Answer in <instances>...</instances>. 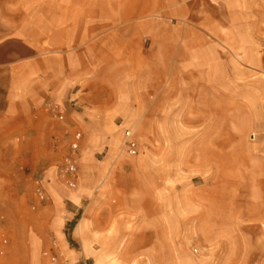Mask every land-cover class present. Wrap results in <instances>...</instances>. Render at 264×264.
<instances>
[{"label": "crops", "instance_id": "crops-1", "mask_svg": "<svg viewBox=\"0 0 264 264\" xmlns=\"http://www.w3.org/2000/svg\"><path fill=\"white\" fill-rule=\"evenodd\" d=\"M207 1L0 0V236L10 238L0 240V253L8 252L0 264L22 262L28 254L36 258L38 225L24 215L22 205L31 193L36 198L39 187L46 197L68 199L56 204V219H63L58 240L63 248L69 246L68 237L81 247H91L86 260L95 261L97 247L122 244L125 214L141 224L142 206L149 200L156 204L159 196L152 192L149 198L142 197L140 184L149 181L156 190L158 177L137 176L131 194L119 181L109 190L108 177L101 192L91 193L79 188L77 174L78 190L58 193L59 184L65 182L59 172L63 163L56 158L63 143L61 133L70 134L65 154L74 134H81L79 153L84 128L99 110L103 114L110 109V116L116 117L125 104L168 100L164 93L178 76L183 119H212L216 124L222 115V87L231 88L229 96L232 87L227 83L226 62V76L221 78L222 58L215 41L211 43L220 32L205 29L210 20L200 8ZM209 1L216 6L221 0ZM192 102L198 104L196 108L191 109ZM50 104L58 107L62 122L53 118ZM77 108L83 111L78 113ZM132 115L141 118L144 112ZM117 128L121 149L128 154L124 132L129 130L137 143L133 129L124 123ZM206 130L220 134L215 127ZM216 140L204 147L209 151L199 171L204 178L210 170L216 175L220 146ZM199 199L205 200L209 211L216 210L215 196ZM128 201H133L132 209H125ZM71 221L67 237L61 228ZM218 227L211 220L203 230L211 231L214 239ZM207 236L204 233V241Z\"/></svg>", "mask_w": 264, "mask_h": 264}, {"label": "rangeland", "instance_id": "rangeland-1", "mask_svg": "<svg viewBox=\"0 0 264 264\" xmlns=\"http://www.w3.org/2000/svg\"><path fill=\"white\" fill-rule=\"evenodd\" d=\"M209 4L208 0L200 11L210 20L205 29L220 32L211 43L215 41L217 53L226 57L227 83L232 92L238 70L245 67L247 84L253 79L264 80V73L256 66L264 59V0ZM230 89L222 87V115L216 124L212 119H183L180 76L164 93L168 100L125 104L119 106L121 113L116 117L110 116V109L103 114L99 110L84 128L81 150L77 152L79 188L101 192L103 181L110 177L109 190L119 186V181L126 187L122 188L126 194H131L137 176L153 175L158 177L157 189L153 183L143 182L142 197L149 198L153 192L159 196L158 201L155 204L149 200L146 207L142 206L141 224L137 217L125 214L122 244L95 248L98 256L92 262L85 257L91 247H81L68 237L73 221L61 228L71 241L69 246L63 248L59 243L58 228L63 219H56V204L68 203V199L49 196L39 202L31 193L29 200H23L22 208L24 215L38 225L35 234L39 249L36 258L28 254L22 262L13 264H49L50 254L57 255V264H264V100L247 98L239 102L228 95ZM240 104L245 108L240 109ZM190 105L192 109L198 104ZM133 111H142L144 116L134 117ZM120 123L133 129L138 156L121 149ZM208 127L220 129V134L204 133ZM61 134L63 143L56 158L63 163L70 134L64 130ZM214 137L220 144L216 175L213 177L210 170L204 178L199 172L204 156L209 154L204 147ZM155 167L158 171H153ZM77 190L65 182L58 187V193ZM200 195L215 196L216 210L204 207ZM132 202L128 201L125 209H132ZM211 220L219 226L214 239H210L211 231L203 230ZM133 232L138 236L132 237ZM206 232L209 237L204 241ZM3 239L10 238L0 236ZM1 253L0 258L8 255Z\"/></svg>", "mask_w": 264, "mask_h": 264}, {"label": "built area", "instance_id": "built-area-1", "mask_svg": "<svg viewBox=\"0 0 264 264\" xmlns=\"http://www.w3.org/2000/svg\"><path fill=\"white\" fill-rule=\"evenodd\" d=\"M49 112L56 120L62 122L64 120L63 115L58 111L56 105H49ZM81 139L80 133H75L72 142L69 144V152L65 155L63 159L62 168L59 170L60 174L65 178L66 185L74 189L77 185V152L79 147V141ZM123 148L131 156H136L139 153L137 143L132 139V134L129 130L124 132ZM35 196L39 202L45 200L46 195L42 188H37L35 191ZM5 242V241H4ZM58 257L55 254L49 255V264H57Z\"/></svg>", "mask_w": 264, "mask_h": 264}, {"label": "bare ground", "instance_id": "bare-ground-1", "mask_svg": "<svg viewBox=\"0 0 264 264\" xmlns=\"http://www.w3.org/2000/svg\"><path fill=\"white\" fill-rule=\"evenodd\" d=\"M225 59H226L225 55H222V60H221L222 79H224L226 76ZM256 66L264 73V59L260 62V64H256ZM245 68L248 69V67ZM246 69L238 70L237 73L238 75L235 79L234 88L231 95L235 97L239 102L247 98H255L260 102V100H264V80L262 78L253 79L250 84H247L249 83V81L247 80ZM224 84L225 83H223V85ZM258 106H260V104ZM258 106H256L255 109H257ZM239 108L244 109L245 107L240 104Z\"/></svg>", "mask_w": 264, "mask_h": 264}, {"label": "trees", "instance_id": "trees-1", "mask_svg": "<svg viewBox=\"0 0 264 264\" xmlns=\"http://www.w3.org/2000/svg\"><path fill=\"white\" fill-rule=\"evenodd\" d=\"M69 242H71V241L69 240Z\"/></svg>", "mask_w": 264, "mask_h": 264}]
</instances>
